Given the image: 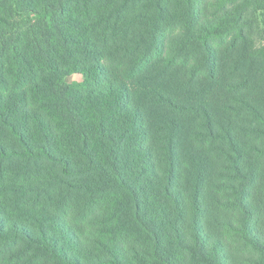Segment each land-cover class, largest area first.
I'll use <instances>...</instances> for the list:
<instances>
[{
  "label": "trees",
  "instance_id": "16d2710c",
  "mask_svg": "<svg viewBox=\"0 0 264 264\" xmlns=\"http://www.w3.org/2000/svg\"><path fill=\"white\" fill-rule=\"evenodd\" d=\"M0 264H264V0H0Z\"/></svg>",
  "mask_w": 264,
  "mask_h": 264
},
{
  "label": "rangeland",
  "instance_id": "374dc122",
  "mask_svg": "<svg viewBox=\"0 0 264 264\" xmlns=\"http://www.w3.org/2000/svg\"><path fill=\"white\" fill-rule=\"evenodd\" d=\"M65 80L70 85L82 84L84 82V76L81 75V74H72V75L68 76ZM162 113L163 112H161V111L153 112L152 116H151V122H153L154 124H157ZM184 141H185V137H184V140H183L182 149H183V146H184ZM151 173H153V170L151 171ZM117 199H118L117 197L113 198V200H117ZM215 200H216V195L212 191H210L208 189L207 199L205 201V204H204L203 208H205L204 211L205 212L207 211V214H209L211 216V218H213L214 215H215V213L213 212V208H216ZM73 215L74 214H72V216ZM258 226H259V223H258ZM85 244L88 245L89 247H80L79 251H83V248H86V249L90 248V251L92 250V246H90V244L88 242L83 241L82 246L85 245ZM65 247L68 248L67 246H65ZM113 252L115 253L116 256L121 257L122 259H124V256H122L121 251L119 252V251L113 250ZM230 254H232L233 256H236L234 253H230ZM90 260L91 259H89L85 254H83V261L84 262H89Z\"/></svg>",
  "mask_w": 264,
  "mask_h": 264
}]
</instances>
